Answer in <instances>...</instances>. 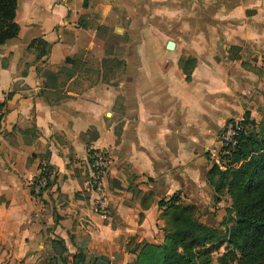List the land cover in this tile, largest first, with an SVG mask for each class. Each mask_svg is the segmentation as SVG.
I'll list each match as a JSON object with an SVG mask.
<instances>
[{
  "label": "crops",
  "instance_id": "1",
  "mask_svg": "<svg viewBox=\"0 0 264 264\" xmlns=\"http://www.w3.org/2000/svg\"><path fill=\"white\" fill-rule=\"evenodd\" d=\"M15 21L0 46L2 264L53 258L54 243L130 264L164 237L160 201L228 206L207 175L226 123L264 114V0H19ZM91 152L110 156L103 194Z\"/></svg>",
  "mask_w": 264,
  "mask_h": 264
},
{
  "label": "trees",
  "instance_id": "2",
  "mask_svg": "<svg viewBox=\"0 0 264 264\" xmlns=\"http://www.w3.org/2000/svg\"><path fill=\"white\" fill-rule=\"evenodd\" d=\"M18 1L0 0V46L19 35L20 27L15 21ZM34 44L39 46V59L49 55L50 47L45 41ZM5 105L0 104L1 111ZM242 127L238 145L226 158V169L213 166L207 175L217 194L226 191L230 197L234 224L222 234L202 223L196 206L185 205L182 196L175 194L159 202L163 242L137 245L130 264H213L215 257L218 264H264V116L257 123L246 113ZM61 246L60 263L68 264L67 249L62 243ZM71 264H88L84 252L74 255Z\"/></svg>",
  "mask_w": 264,
  "mask_h": 264
},
{
  "label": "built area",
  "instance_id": "3",
  "mask_svg": "<svg viewBox=\"0 0 264 264\" xmlns=\"http://www.w3.org/2000/svg\"><path fill=\"white\" fill-rule=\"evenodd\" d=\"M3 111L0 110V122L2 121ZM243 119H233L226 123L220 140V149L213 156V165L221 170L228 166L227 157L230 152L238 145L240 133L243 130ZM47 166H41L39 173L29 182V188L34 197H40L47 192L52 183L54 173L48 170ZM110 167V156L107 152H94L90 155V189L98 194H103V179ZM107 204L105 200L99 199L97 202V212L102 216L107 215Z\"/></svg>",
  "mask_w": 264,
  "mask_h": 264
},
{
  "label": "rangeland",
  "instance_id": "4",
  "mask_svg": "<svg viewBox=\"0 0 264 264\" xmlns=\"http://www.w3.org/2000/svg\"><path fill=\"white\" fill-rule=\"evenodd\" d=\"M264 114H261L260 120L256 121L257 123H260L263 119ZM217 180L215 179V185L217 184ZM219 196H222L224 199L225 197L227 198L228 206H196L197 208V216L198 219L204 223L212 226L213 228L219 229L222 234L226 232V227L229 228L231 225L234 224L233 222V214L231 211V199L230 197L226 194V191H221ZM163 231V229H162ZM163 235L165 236V233L163 231ZM164 240V237L162 238L161 242L162 243ZM54 250H55V257H48L45 259H40L37 260L38 264H61L60 263V257L63 254L62 246L61 243H54L53 244ZM224 247L222 248V250ZM221 250V251H222ZM216 258H214V263L213 264H218L216 261ZM2 260L0 259V264H2ZM72 260L68 259V264H71Z\"/></svg>",
  "mask_w": 264,
  "mask_h": 264
}]
</instances>
